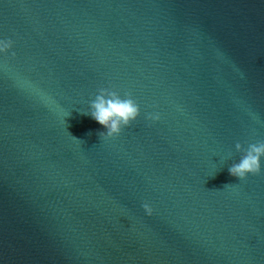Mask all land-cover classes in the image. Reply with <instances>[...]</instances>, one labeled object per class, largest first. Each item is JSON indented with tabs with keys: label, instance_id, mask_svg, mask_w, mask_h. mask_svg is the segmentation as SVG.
Instances as JSON below:
<instances>
[{
	"label": "water",
	"instance_id": "95a60500",
	"mask_svg": "<svg viewBox=\"0 0 264 264\" xmlns=\"http://www.w3.org/2000/svg\"><path fill=\"white\" fill-rule=\"evenodd\" d=\"M9 39L0 264H264V158L229 173L264 140V0H0ZM100 88L140 106L114 138Z\"/></svg>",
	"mask_w": 264,
	"mask_h": 264
},
{
	"label": "clouds",
	"instance_id": "9594fccd",
	"mask_svg": "<svg viewBox=\"0 0 264 264\" xmlns=\"http://www.w3.org/2000/svg\"><path fill=\"white\" fill-rule=\"evenodd\" d=\"M12 45L13 42L10 39L0 40V52L6 53L12 48ZM85 114H90L93 119L107 129L106 132L99 133L100 138L109 139L119 136L124 127L138 118L140 106L130 93L122 97L117 91L100 88L95 99L90 102V112ZM147 118L156 121L160 119V116L158 113L149 114ZM235 149L244 154L238 163H233L229 168V173L232 176L243 180L248 174L255 175L261 172L264 140L250 143L246 149L237 142ZM143 208L148 215L152 214L153 210L148 203L143 204Z\"/></svg>",
	"mask_w": 264,
	"mask_h": 264
}]
</instances>
